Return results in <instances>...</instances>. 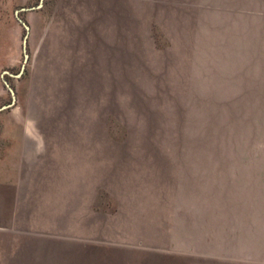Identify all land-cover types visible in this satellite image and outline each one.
<instances>
[{
    "label": "rangeland",
    "instance_id": "rangeland-1",
    "mask_svg": "<svg viewBox=\"0 0 264 264\" xmlns=\"http://www.w3.org/2000/svg\"><path fill=\"white\" fill-rule=\"evenodd\" d=\"M3 105L0 264H264V0H0Z\"/></svg>",
    "mask_w": 264,
    "mask_h": 264
},
{
    "label": "water",
    "instance_id": "water-1",
    "mask_svg": "<svg viewBox=\"0 0 264 264\" xmlns=\"http://www.w3.org/2000/svg\"><path fill=\"white\" fill-rule=\"evenodd\" d=\"M38 7H40V5ZM34 8L35 7H22V8H20V9H18V10L15 11V14H16L17 19L24 26L26 32L28 31V25L26 24L25 21H23L19 17L18 14H19L20 11L32 10ZM25 45H26V35L24 36V39H23V46H24V48H25ZM26 58H27V55L25 54V60H26ZM3 81H4L5 85H6V87L9 89L10 94L12 95V99L14 100L15 97H14V91H13V89L9 86V84L6 82L5 79H3ZM7 107H8V105L0 106V111L3 110V109H5V108H7Z\"/></svg>",
    "mask_w": 264,
    "mask_h": 264
},
{
    "label": "crops",
    "instance_id": "crops-1",
    "mask_svg": "<svg viewBox=\"0 0 264 264\" xmlns=\"http://www.w3.org/2000/svg\"><path fill=\"white\" fill-rule=\"evenodd\" d=\"M254 211L260 213V215L254 217V220L256 221V223L259 222V226H260V233L259 234H260V238H261L260 243H261V245L264 246V208L261 207L260 209L254 210Z\"/></svg>",
    "mask_w": 264,
    "mask_h": 264
}]
</instances>
